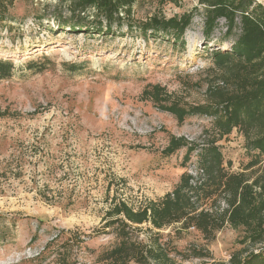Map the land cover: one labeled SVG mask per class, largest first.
<instances>
[{"label":"rangeland","instance_id":"1","mask_svg":"<svg viewBox=\"0 0 264 264\" xmlns=\"http://www.w3.org/2000/svg\"><path fill=\"white\" fill-rule=\"evenodd\" d=\"M61 12L69 19L59 0H17L0 24V58L15 66L0 81V264H102L98 257L119 242L104 227L114 199L138 207L171 192L186 170L196 175L195 154L186 164L185 148L164 154L171 136L198 145L217 139L225 167L250 182L264 166L263 159L248 168L253 156L238 129L219 137L202 115L180 123L143 94L159 84L196 105L210 100V87H229L212 53L235 38L223 41L221 19L205 40L199 0H136L133 28L109 35L62 28ZM187 12L194 17L184 46L142 31L152 16ZM215 205L226 207L222 199ZM152 229L138 225L133 237L149 241ZM160 232L178 249L201 247L215 261L245 246L246 231L229 224L213 240L180 223Z\"/></svg>","mask_w":264,"mask_h":264},{"label":"trees","instance_id":"2","mask_svg":"<svg viewBox=\"0 0 264 264\" xmlns=\"http://www.w3.org/2000/svg\"><path fill=\"white\" fill-rule=\"evenodd\" d=\"M16 1L0 0V24L8 19ZM59 2L69 12V19L62 12L55 19L62 28L70 26L72 30L105 35L114 34L124 24L128 29L133 28L136 0ZM199 2L204 6L205 40H212L221 19L225 20L226 29L223 41L235 38L229 48H218L212 53L214 63L225 71L229 87H210V100L196 105L174 99L159 84L149 85L143 94L180 123L187 117L202 115L213 119L219 137L230 134L233 129L241 131L246 138V150L253 156L250 168L264 159V4L256 0ZM193 17L192 12L170 18L152 16L143 23L142 31L166 36L184 46ZM14 68L11 60L0 58V81L10 77ZM183 148L186 149L183 164L196 155V175L186 170L171 192L138 207L123 199L111 202L104 227L110 228L119 242L98 257L102 264H183L195 258L207 260L205 264H264V166L251 182L244 171L228 170L217 139L198 145L186 137L171 136L163 152L172 155ZM220 199L226 207L215 205ZM211 201L214 203L210 208L205 207ZM144 223L156 230L149 241L133 237L137 226ZM177 223L184 229L193 227L207 240H213L227 224L235 229L242 227L246 231L241 241L245 246L234 250L228 261H215L208 250L197 246L180 250L164 240L160 232ZM252 246L258 248L250 250Z\"/></svg>","mask_w":264,"mask_h":264}]
</instances>
